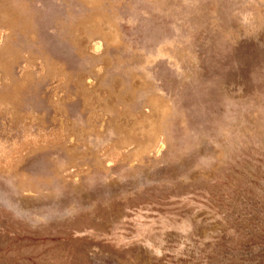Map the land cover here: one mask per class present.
I'll use <instances>...</instances> for the list:
<instances>
[{"label": "rangeland", "instance_id": "obj_1", "mask_svg": "<svg viewBox=\"0 0 264 264\" xmlns=\"http://www.w3.org/2000/svg\"><path fill=\"white\" fill-rule=\"evenodd\" d=\"M0 264H264V0H0Z\"/></svg>", "mask_w": 264, "mask_h": 264}]
</instances>
